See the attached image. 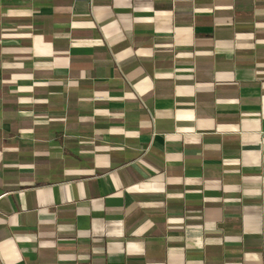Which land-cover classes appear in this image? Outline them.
Wrapping results in <instances>:
<instances>
[{"label":"crops","instance_id":"1","mask_svg":"<svg viewBox=\"0 0 264 264\" xmlns=\"http://www.w3.org/2000/svg\"><path fill=\"white\" fill-rule=\"evenodd\" d=\"M0 264H264V0H0Z\"/></svg>","mask_w":264,"mask_h":264}]
</instances>
